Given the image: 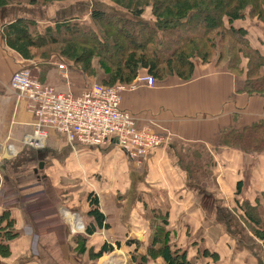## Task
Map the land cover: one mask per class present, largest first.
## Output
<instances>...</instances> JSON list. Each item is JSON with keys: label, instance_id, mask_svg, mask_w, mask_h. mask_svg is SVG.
<instances>
[{"label": "crops", "instance_id": "obj_1", "mask_svg": "<svg viewBox=\"0 0 264 264\" xmlns=\"http://www.w3.org/2000/svg\"><path fill=\"white\" fill-rule=\"evenodd\" d=\"M95 2L108 4L106 0H81L72 4L58 1L47 6H5L0 8V27L19 18L44 25L83 17ZM28 64L30 61H23L7 49L0 37V157L8 149L12 153L0 161V212L9 209L19 236L9 242L11 256L3 263L37 264L30 261L36 243L33 233L43 226L46 230L43 235L50 238V246L60 251L65 262L79 264L67 251L65 234L72 233L61 210L77 214L84 230L95 226L94 220L87 216V192L79 199L78 177L82 170V177L92 182L88 184L92 188L88 192L96 193L104 223L108 225L106 230H96L92 236L83 233L88 247L96 249L103 242L113 246L112 241L130 239L127 235L133 230L137 234L147 232L141 225L146 219L133 223L132 217L146 209L150 213L159 210L167 213L171 243L189 249L197 264H264V239L254 235L240 209L246 204L255 208L261 201L264 153H243L217 144L223 129L237 130L264 119V93L252 96L236 93L237 77L212 64L197 66L195 76L187 82L168 77L153 88L122 93L121 109L137 118L139 126L169 136L166 142L149 151L141 164H135L114 145L71 148L53 130L48 132L44 149L25 145L26 135L33 130L34 116L27 110V102L8 89V83L14 72ZM42 73L43 84L55 90L69 89L74 95L82 91L62 83L54 65L43 68ZM69 79L75 83L72 75ZM197 169L207 173L200 182L191 174ZM20 171L31 172L34 181L13 185ZM237 183L239 194L235 192ZM9 185L13 188L10 197L16 192L15 187L19 193L30 194L27 199L35 195L45 197L32 202L48 205L42 208L43 222H35L38 219H33L24 207L9 206L3 201ZM50 192L59 201L55 205L46 199ZM49 211L51 214H46ZM151 226L150 221L149 233ZM60 233L64 234L63 243L58 242ZM38 242L41 249L46 246L41 240ZM204 250L214 253L216 260L203 258Z\"/></svg>", "mask_w": 264, "mask_h": 264}, {"label": "trees", "instance_id": "obj_2", "mask_svg": "<svg viewBox=\"0 0 264 264\" xmlns=\"http://www.w3.org/2000/svg\"><path fill=\"white\" fill-rule=\"evenodd\" d=\"M58 1L72 4L81 0H0V8L21 4L47 6ZM106 1L113 9L95 6L84 18H67L44 25L29 18L16 19L0 27L1 40L23 61L34 63L27 66L32 73L38 69L42 72L45 63H63L84 78L82 88L93 84L90 78L96 77L100 84L108 87L129 85L138 75L151 76L154 87L168 77L187 82L195 76L197 66L212 64L237 77L236 93L248 96L264 93V54L251 45L248 30L236 25L246 20L264 25V0ZM85 18L90 23L81 22L80 19ZM231 42L235 44L233 49ZM37 80L42 83L41 79ZM217 142L219 146L243 153L263 154L264 119L237 130L223 129ZM191 174H195L199 182L207 175L200 169ZM235 192H240L239 183ZM85 195L89 207L87 216L94 220L95 226L85 228L84 232L92 236L96 230H106L108 225L104 223L97 197L92 192ZM260 199L255 208L247 205L240 209L254 235L264 239L260 237L264 234V219L259 220V210H264V192ZM150 216L152 227L145 243L147 251L136 256L137 247L129 250L130 264L152 261L197 264L195 256L188 258L186 249L171 243L167 213L153 210ZM14 226L9 209H3L0 212V264H5L3 261L11 256L9 242L19 237ZM71 240L75 245L81 241L80 254L88 250L96 260L115 249L103 242L96 249L85 250L86 237ZM67 244L70 248V241ZM115 245L119 250L120 244L115 242ZM125 245L142 246V243L130 238ZM148 254L154 258H147ZM202 257L216 260L215 254L208 250H204Z\"/></svg>", "mask_w": 264, "mask_h": 264}, {"label": "built area", "instance_id": "obj_3", "mask_svg": "<svg viewBox=\"0 0 264 264\" xmlns=\"http://www.w3.org/2000/svg\"><path fill=\"white\" fill-rule=\"evenodd\" d=\"M51 65L56 66L60 78L68 85L67 67L57 62ZM9 81L8 89L27 102V110L34 116L32 133L23 141L29 148L44 149L48 132L53 130L71 148L114 145L129 160L141 164L149 151L169 139V136H162L150 127L139 126L137 118L120 107L122 93L143 87L153 88L151 76L138 75L129 85L108 87L93 83L84 87L79 95H73L69 89L58 91L40 83L27 66L14 72ZM10 154L8 149L0 161ZM41 199L42 195H35L27 202ZM61 214L72 234L84 233L77 214L67 210H61Z\"/></svg>", "mask_w": 264, "mask_h": 264}, {"label": "rangeland", "instance_id": "obj_4", "mask_svg": "<svg viewBox=\"0 0 264 264\" xmlns=\"http://www.w3.org/2000/svg\"><path fill=\"white\" fill-rule=\"evenodd\" d=\"M106 3H108V2H106ZM99 4L100 3L95 2V4H93L92 6L93 7L99 6L101 8H106V9H109V10L113 9V8H111L112 7L111 4H105V5H103V4L99 5ZM86 16H88V15L84 14L83 17L81 16V18H84ZM79 18H80V16H79ZM80 20H81V22H84V23H90L89 19H87V18L80 19ZM236 25H237V27H242V28H245L246 30H248V36L247 37H248L250 43H252L251 45L254 48H256L261 54H264V25H260L256 21H250V20H246V21L237 23ZM125 30L126 31H128V30L130 31L129 28H125ZM80 38H81V40H83L82 36ZM258 39H261V42L258 41ZM230 45L232 46V49L235 46V44H233V42H231ZM114 55H116V54L114 53ZM243 62H244V60H243ZM30 64H32V62H30ZM30 64H28V65H30ZM95 64H96V60L93 61V65L94 66H95ZM42 66L47 68V67H51L53 65H49L48 63L47 64L45 63ZM67 71H68L69 78H70V75H72L73 78H74V82L77 83L76 85H74L75 83L72 84V81H70V79L68 78L69 85L71 87L73 86V88H75L77 86L75 89L81 91V89H83L82 87L85 84L84 78L80 74L77 75V72H75L74 70H69L67 68ZM98 71H99V75H102L100 70H98ZM33 75H34L35 78H37L39 80L42 79V76H41L42 72H40L39 69L38 70H33ZM96 78H90V82L91 83L100 84V82ZM61 82L62 83L63 82L66 83L62 79H61ZM80 173H81V176L78 177L79 178V193L78 194H79V199L82 200L81 199V195L84 194L85 192L88 193V191H90L89 189H92L88 185L89 183H92V182L88 181L87 177H85V178L82 177L83 176L82 170H79V175H80ZM19 174H20V176L18 177V179L17 180L15 179V181H13V185H15V186H18V183H21V182L22 183H27V182L31 183V182L34 181L32 175H31V172H29V171H26V172L25 171H20ZM16 183H17V185H16ZM2 184L4 185L5 182H3ZM10 186L11 185H9L8 192H6L4 194V196H3V201L6 202L8 205L9 204L10 205H17V206L19 205L20 207H24L23 209H26L25 212L30 213L33 219H38L35 222H41V221L43 222V215H44L43 211H44V209H42V208H44L45 206H48V205H46L45 202L41 203L40 205H32L33 203L27 202L28 200L26 198V196H29L30 194L19 193V190L15 186L14 187H15L16 192L12 193L13 195H12V197H10V196H8V195H11L10 194L11 193L10 190H13V188H11ZM96 188H98V186H96ZM85 190H87V191H85ZM91 192L96 197V193L93 192V191H91ZM21 196H22V198H20ZM46 196H47V198H46L47 201H50V202L54 203V205L57 202H59L58 199H57L56 194H54L53 192H50V194H46ZM137 198L138 199L140 198L139 194L137 195ZM42 199H45V197L42 196ZM245 204L243 206H245ZM246 206H247V204H246ZM146 210H144L142 212V214L137 212L136 215H134V217H132V218H133V223L136 220L144 221L146 219L145 223H141V225H143V228L144 229L146 228V230L148 232L149 230L147 229V225H149L150 221L148 222L147 220H150L151 213H150V211H148V210L146 211ZM248 212H250L249 209H248ZM49 213L51 214V211H49L46 214H49ZM71 213H74V212H71ZM259 215H260V219L259 220L263 221L262 219H264V210H259ZM57 222H58V220H57ZM60 227H62V226H60ZM61 229L63 230V227ZM35 231H36V227H35ZM136 231L137 230H133L132 233L127 235V238H131V239L132 238H136V239L139 238V240H141L139 242L142 243V246H133V247L126 246L125 245V241L126 240L123 239L122 241H118V243L120 244V248L118 250L116 248V245H115L116 241L115 242L112 241L111 243L113 244V246L115 248L114 251L112 253H110V254H105V256L101 257L98 260L92 258L91 253H89V251L87 250L88 249V245L87 244H85V250H87V251H85L84 254H80V253H82L80 251L81 241L77 242L76 245L72 242L71 238L79 237V236L82 237L84 234H72V235H66L65 234L66 242L70 241V248L67 245V251H73V253L71 255L72 259H73V261L75 263H79V264H104L109 259H112L114 261V264H130V261H129L130 260L129 250L133 251L137 247L138 251L136 253V256L137 255H141L143 253L145 254V251H147V250H145L146 249V247H145L146 244L145 243L147 242V238L149 236V232L148 233L145 232V233H138L137 234ZM45 232H46L45 228L43 226H40V228L37 229V233H33L34 235L32 234L34 236V242L36 241V243L34 245V248L31 249L32 251H31V254H30V258H31L30 261H34L35 260L37 262V264H68V263L65 262L63 257L60 255V253H59L60 251L57 250V249H54L53 247L50 246V243H51L50 238L48 236H44ZM63 233H64V231H63ZM63 233H60V236H58L59 237V240H58L59 243H63V241H64V237H63L64 234ZM37 236H38L39 239L36 238ZM42 236H44V237H42ZM260 237H264V234L261 233ZM38 240H41L42 243L44 245H46L43 249H41L40 243L38 242ZM150 253L151 252H149V254ZM187 253H188V258H190V257L193 258V255H192V253H191V251L189 249L187 250ZM149 254L147 255V258L153 259L154 257H151V255L149 256ZM147 262H148V260H145V263H147ZM150 264H157V262L156 261H152ZM207 264H213V263L209 262Z\"/></svg>", "mask_w": 264, "mask_h": 264}, {"label": "bare ground", "instance_id": "obj_5", "mask_svg": "<svg viewBox=\"0 0 264 264\" xmlns=\"http://www.w3.org/2000/svg\"><path fill=\"white\" fill-rule=\"evenodd\" d=\"M133 81H134V80H133ZM133 81H132V82H133ZM132 82H131V83H132ZM74 222H75V221H74ZM105 264H114V261H113L112 259H109L108 261H106Z\"/></svg>", "mask_w": 264, "mask_h": 264}]
</instances>
